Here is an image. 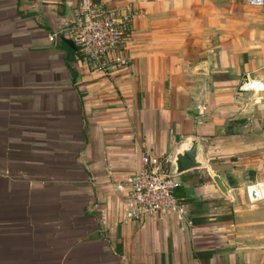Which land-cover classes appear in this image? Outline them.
<instances>
[{
    "label": "crops",
    "instance_id": "0c3cea01",
    "mask_svg": "<svg viewBox=\"0 0 264 264\" xmlns=\"http://www.w3.org/2000/svg\"><path fill=\"white\" fill-rule=\"evenodd\" d=\"M77 1L0 0V264H264V89L238 91L264 83V0H96L133 15L107 74L62 40ZM194 137L184 220L125 222L116 182Z\"/></svg>",
    "mask_w": 264,
    "mask_h": 264
},
{
    "label": "built area",
    "instance_id": "2783aa9c",
    "mask_svg": "<svg viewBox=\"0 0 264 264\" xmlns=\"http://www.w3.org/2000/svg\"><path fill=\"white\" fill-rule=\"evenodd\" d=\"M77 15L68 25L67 38L76 46L75 59L90 70L109 73L129 66L126 45L131 33L133 15L106 7L96 0H78ZM56 35H50L54 40ZM264 83L246 78L238 85V91H261ZM171 164L163 156L145 152L140 156V168L117 181L125 210V222L146 223L174 213L184 220L180 204L175 196L177 183L171 174ZM258 195V189H248ZM190 223V221H188Z\"/></svg>",
    "mask_w": 264,
    "mask_h": 264
},
{
    "label": "water",
    "instance_id": "95a60500",
    "mask_svg": "<svg viewBox=\"0 0 264 264\" xmlns=\"http://www.w3.org/2000/svg\"><path fill=\"white\" fill-rule=\"evenodd\" d=\"M71 49L76 50V46L73 41L69 38L62 39ZM198 140L197 138L190 139L188 146L179 150L172 161L171 164V174L177 176L178 174L201 167L203 162L198 157ZM216 183H219L216 178H214ZM257 195L255 192L252 193V197L255 198Z\"/></svg>",
    "mask_w": 264,
    "mask_h": 264
},
{
    "label": "trees",
    "instance_id": "16d2710c",
    "mask_svg": "<svg viewBox=\"0 0 264 264\" xmlns=\"http://www.w3.org/2000/svg\"><path fill=\"white\" fill-rule=\"evenodd\" d=\"M69 53H71L72 55H74L75 50L68 48ZM177 190V187L176 189ZM175 196L178 199L179 203H186V202H190V199L188 198H181V195H178L177 192H175ZM212 254V252L210 251H204V252H198V254L196 253V255H198L199 258H202L203 260H205V264H209V257ZM133 264H139V263H133Z\"/></svg>",
    "mask_w": 264,
    "mask_h": 264
},
{
    "label": "bare ground",
    "instance_id": "6f19581e",
    "mask_svg": "<svg viewBox=\"0 0 264 264\" xmlns=\"http://www.w3.org/2000/svg\"><path fill=\"white\" fill-rule=\"evenodd\" d=\"M252 190V189H251Z\"/></svg>",
    "mask_w": 264,
    "mask_h": 264
}]
</instances>
